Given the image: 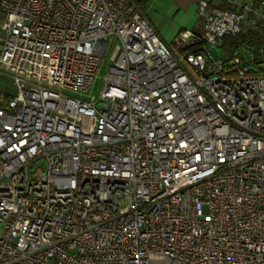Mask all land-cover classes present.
Listing matches in <instances>:
<instances>
[{"label":"built area","instance_id":"built-area-1","mask_svg":"<svg viewBox=\"0 0 264 264\" xmlns=\"http://www.w3.org/2000/svg\"><path fill=\"white\" fill-rule=\"evenodd\" d=\"M139 1L0 0V264H264V0Z\"/></svg>","mask_w":264,"mask_h":264},{"label":"crops","instance_id":"crops-1","mask_svg":"<svg viewBox=\"0 0 264 264\" xmlns=\"http://www.w3.org/2000/svg\"><path fill=\"white\" fill-rule=\"evenodd\" d=\"M195 2L196 0H152L142 13L159 37L170 42L185 29L196 33L203 31V15L195 18ZM221 5L226 7L229 4L222 1L218 3V6Z\"/></svg>","mask_w":264,"mask_h":264},{"label":"rangeland","instance_id":"rangeland-1","mask_svg":"<svg viewBox=\"0 0 264 264\" xmlns=\"http://www.w3.org/2000/svg\"><path fill=\"white\" fill-rule=\"evenodd\" d=\"M197 1L195 2V18L199 17L200 15L204 14V10H201L200 7L197 5ZM224 7V6H219ZM190 30V29H188ZM253 40H255L256 44L255 46H246V45H239L238 48H236L234 51H230L226 44L224 45V38L221 40L222 44L216 43L209 45L210 51L214 55L215 58H224V59H230L232 55L239 56L241 58H244L248 60H252L253 68L257 69L258 71H264V68L258 69L256 66L257 63L260 62V60H264V36H258L254 35ZM264 67V66H262ZM100 75H102V71L100 72ZM0 89H11V86L9 84V80L7 79L6 75L0 74ZM99 90V85L97 89L92 90V92H95L97 94ZM63 92H66V90H62Z\"/></svg>","mask_w":264,"mask_h":264},{"label":"trees","instance_id":"trees-1","mask_svg":"<svg viewBox=\"0 0 264 264\" xmlns=\"http://www.w3.org/2000/svg\"><path fill=\"white\" fill-rule=\"evenodd\" d=\"M152 0H141L139 1V8L141 11H143L145 8H147ZM256 34H237V35H227L224 37V45L228 47V49L232 52L236 48L239 47V45H246V46H255L256 42L253 40V36Z\"/></svg>","mask_w":264,"mask_h":264}]
</instances>
